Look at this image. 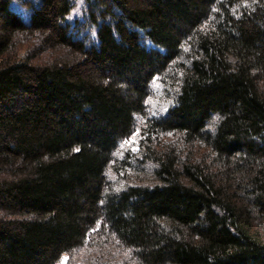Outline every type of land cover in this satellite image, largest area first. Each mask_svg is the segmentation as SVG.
Instances as JSON below:
<instances>
[{"label": "trees", "instance_id": "16d2710c", "mask_svg": "<svg viewBox=\"0 0 264 264\" xmlns=\"http://www.w3.org/2000/svg\"><path fill=\"white\" fill-rule=\"evenodd\" d=\"M72 6L0 0V264H264V0Z\"/></svg>", "mask_w": 264, "mask_h": 264}, {"label": "rangeland", "instance_id": "374dc122", "mask_svg": "<svg viewBox=\"0 0 264 264\" xmlns=\"http://www.w3.org/2000/svg\"><path fill=\"white\" fill-rule=\"evenodd\" d=\"M73 6L68 14L67 18L69 20L81 19L82 9L84 0H72ZM13 8L16 11H20L18 4L13 5ZM151 96L147 101V112L150 116H157L165 113L168 100L164 98L162 88L158 82L154 81L151 85ZM137 132L130 137L128 143L122 142L115 154L117 158H121L126 150L130 152H135L137 149ZM110 179L113 185L116 186L123 184L125 181H117L114 175L110 174ZM64 257H68L65 264H91L97 261H104L106 264H131V259L128 254L124 251H120L116 248H113L107 243H100L96 245L84 244L80 248L73 250L72 252L65 254L61 257L58 264H61V261Z\"/></svg>", "mask_w": 264, "mask_h": 264}, {"label": "snow or ice", "instance_id": "6c2138e0", "mask_svg": "<svg viewBox=\"0 0 264 264\" xmlns=\"http://www.w3.org/2000/svg\"><path fill=\"white\" fill-rule=\"evenodd\" d=\"M125 143H128V141H126ZM68 257H64L61 261V264H65V262L67 261Z\"/></svg>", "mask_w": 264, "mask_h": 264}]
</instances>
